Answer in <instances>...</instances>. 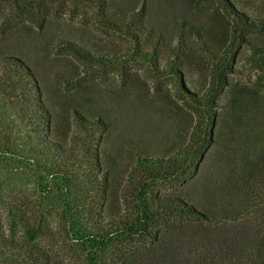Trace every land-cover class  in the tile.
Listing matches in <instances>:
<instances>
[{"label":"trees","instance_id":"trees-1","mask_svg":"<svg viewBox=\"0 0 264 264\" xmlns=\"http://www.w3.org/2000/svg\"><path fill=\"white\" fill-rule=\"evenodd\" d=\"M18 1L44 10L64 1L94 4L109 29L139 44L133 23L108 11L109 0ZM213 1L226 22L225 37L197 30V18L190 17L196 14L186 12L176 20L178 50L171 52L183 91L176 67L203 68L208 61L209 93L184 91L199 108L195 141L164 158L138 159L117 204L100 145L76 147L78 132L94 137L107 124L74 110V130L58 133L31 66L0 54V109L21 111L33 139L32 156L0 143V159L29 172L38 188L30 215L19 219L25 227L13 214L0 217V249L15 262L63 264L49 244L48 221L56 217L81 264H264V0ZM194 4L185 1L184 10ZM74 49L90 63L108 61ZM236 73L242 77L230 76ZM163 184L170 190L157 189Z\"/></svg>","mask_w":264,"mask_h":264},{"label":"rangeland","instance_id":"rangeland-1","mask_svg":"<svg viewBox=\"0 0 264 264\" xmlns=\"http://www.w3.org/2000/svg\"><path fill=\"white\" fill-rule=\"evenodd\" d=\"M185 1L109 0L108 11L135 26L133 32L140 38L137 45L129 36L109 29L94 4L64 1L44 10L23 8L18 0H0V54L18 56L31 66L56 131L69 135L74 130V110L107 124L106 130L94 137L78 132L81 142L76 147L100 145L104 165L111 172L114 204L119 202L121 190L129 186L138 159L164 158L195 141L199 108L184 91L208 94L213 83L207 76L206 59L203 68L186 63L176 67L183 73L184 91L172 74L175 59L171 52L178 50L176 20L194 12L196 15L190 17L197 18V30L218 38L225 37L226 22L213 0H194L187 10ZM136 28L150 36L143 37ZM74 48L107 56L108 61L90 63ZM230 76L242 77L237 73ZM22 116L12 107L0 109V143L32 156L33 139ZM80 172L85 174L84 170ZM170 188V184L157 187L161 192ZM37 189L29 172L20 170L11 160L0 159L2 219L13 214L25 227L19 219L30 215ZM57 220L49 218L53 228L49 244L57 247L61 263L81 264L79 254L61 238ZM44 240L37 241L42 245ZM0 264L24 263L20 259L15 262L10 253L0 249Z\"/></svg>","mask_w":264,"mask_h":264}]
</instances>
